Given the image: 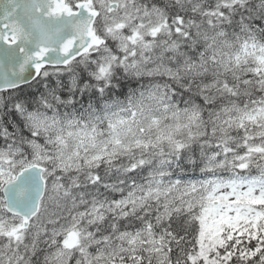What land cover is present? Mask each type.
<instances>
[{"label":"snow or ice","instance_id":"6c2138e0","mask_svg":"<svg viewBox=\"0 0 264 264\" xmlns=\"http://www.w3.org/2000/svg\"><path fill=\"white\" fill-rule=\"evenodd\" d=\"M0 264H264V0H0Z\"/></svg>","mask_w":264,"mask_h":264}]
</instances>
